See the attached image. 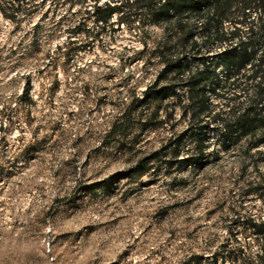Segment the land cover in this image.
Segmentation results:
<instances>
[{
	"label": "rangeland",
	"instance_id": "rangeland-1",
	"mask_svg": "<svg viewBox=\"0 0 264 264\" xmlns=\"http://www.w3.org/2000/svg\"><path fill=\"white\" fill-rule=\"evenodd\" d=\"M132 1L0 0V264H182L191 252L243 264L255 253L242 222L264 219V144L253 158L239 144L201 168L130 172L143 157L159 163L187 124L175 97L137 102L172 28ZM104 4L118 8L96 22Z\"/></svg>",
	"mask_w": 264,
	"mask_h": 264
},
{
	"label": "trees",
	"instance_id": "trees-1",
	"mask_svg": "<svg viewBox=\"0 0 264 264\" xmlns=\"http://www.w3.org/2000/svg\"><path fill=\"white\" fill-rule=\"evenodd\" d=\"M132 3L150 16L151 23H166L172 28L169 41L155 50V58L162 63L158 79L137 102L142 104L149 97L159 101L175 97L187 124L155 153L159 163L154 154L143 157L131 168V174L156 173L162 167L166 174L186 167L201 168L220 150L229 151L239 144L245 157L259 154L257 148L264 144V0ZM28 8L10 5L11 11ZM117 8L95 6V21L107 23ZM5 10L0 2V12L9 17ZM12 14L11 18L17 15ZM79 29L76 26L72 32ZM162 78L165 83L159 84ZM29 90L26 80L20 100L28 98ZM127 115L123 113L112 124V132H121ZM242 224L248 225L257 244L255 253L245 257L243 264H264V219L247 217ZM204 258L191 252L182 264H199Z\"/></svg>",
	"mask_w": 264,
	"mask_h": 264
}]
</instances>
